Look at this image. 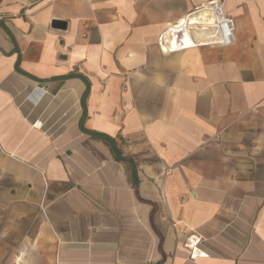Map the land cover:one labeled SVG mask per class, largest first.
<instances>
[{"label": "crops", "instance_id": "0c3cea01", "mask_svg": "<svg viewBox=\"0 0 264 264\" xmlns=\"http://www.w3.org/2000/svg\"><path fill=\"white\" fill-rule=\"evenodd\" d=\"M209 1L0 0V264H264V0L158 42Z\"/></svg>", "mask_w": 264, "mask_h": 264}, {"label": "built area", "instance_id": "2783aa9c", "mask_svg": "<svg viewBox=\"0 0 264 264\" xmlns=\"http://www.w3.org/2000/svg\"><path fill=\"white\" fill-rule=\"evenodd\" d=\"M202 11L207 13V18H211L209 23L206 22L204 18H199L198 20H195V22L190 19L192 15ZM195 27L199 28V31L210 30L212 32L211 37L207 40H196L195 32L192 30ZM235 28V20L226 12L224 0H210L209 2L195 8L187 14L186 18H183V20H181V18L177 19L172 26H169L160 34L158 42L163 52H174L191 47L186 46V44L183 43L184 37L187 35H189L191 40L195 41L191 44L193 45L192 47L201 44L229 45L234 41ZM39 124L41 123H37V125ZM200 241V237H197V235H191L186 242V246L191 250L190 257L192 259L207 255L198 247Z\"/></svg>", "mask_w": 264, "mask_h": 264}, {"label": "bare ground", "instance_id": "6f19581e", "mask_svg": "<svg viewBox=\"0 0 264 264\" xmlns=\"http://www.w3.org/2000/svg\"><path fill=\"white\" fill-rule=\"evenodd\" d=\"M207 13H205V11H202V12H199V13H196L194 15H192L190 17V19L193 20V22H195V20H198L199 18H204L206 22L209 23L210 19L211 18H207ZM186 18V16H185ZM194 32H195V37H196V40L200 41V40H207L211 37V31L210 30H203V31H199V28H193L192 29ZM175 35V34H174ZM184 40L186 42H189L190 44H192L193 42H195L194 40H191V38L189 37V35L185 36Z\"/></svg>", "mask_w": 264, "mask_h": 264}, {"label": "water", "instance_id": "95a60500", "mask_svg": "<svg viewBox=\"0 0 264 264\" xmlns=\"http://www.w3.org/2000/svg\"><path fill=\"white\" fill-rule=\"evenodd\" d=\"M54 25L55 26H59V27H65L66 26V22H64L62 20H55L54 21Z\"/></svg>", "mask_w": 264, "mask_h": 264}]
</instances>
